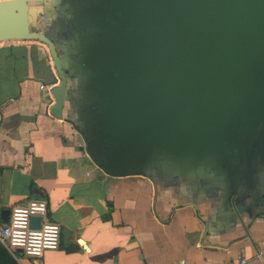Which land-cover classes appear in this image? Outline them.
I'll list each match as a JSON object with an SVG mask.
<instances>
[{
    "label": "crops",
    "instance_id": "crops-1",
    "mask_svg": "<svg viewBox=\"0 0 264 264\" xmlns=\"http://www.w3.org/2000/svg\"><path fill=\"white\" fill-rule=\"evenodd\" d=\"M58 4L30 10L33 30L60 55L61 118L50 113L59 81L45 46L0 42V213L38 193L59 227L56 250L36 260L14 252L16 264H235L258 252L264 260V128L246 150L238 133L219 139L221 149L157 148L105 173L84 150L86 139L95 158L103 152L93 54L74 51L88 39L75 41Z\"/></svg>",
    "mask_w": 264,
    "mask_h": 264
},
{
    "label": "water",
    "instance_id": "water-1",
    "mask_svg": "<svg viewBox=\"0 0 264 264\" xmlns=\"http://www.w3.org/2000/svg\"><path fill=\"white\" fill-rule=\"evenodd\" d=\"M42 2L0 1V42L34 40L47 48L59 81L50 113L61 118L66 78L60 55L52 39L33 30L30 8ZM113 3L117 25L111 29L120 38L99 34L102 44L91 61L104 99L98 135L107 144L96 158L86 139L84 147L101 170L111 175V164L137 163L172 145L221 149L219 139L235 134L234 124L246 137L264 125V0ZM8 213L1 211L2 221ZM39 221L31 218L30 225L38 228Z\"/></svg>",
    "mask_w": 264,
    "mask_h": 264
},
{
    "label": "built area",
    "instance_id": "built-area-1",
    "mask_svg": "<svg viewBox=\"0 0 264 264\" xmlns=\"http://www.w3.org/2000/svg\"><path fill=\"white\" fill-rule=\"evenodd\" d=\"M42 89V87H40ZM31 218H39V227L30 225ZM59 227L46 219V203L32 197L24 205L9 210L7 220L0 221V245L14 258L20 252L25 258L39 259L43 252L58 248ZM263 253L258 252L252 261L243 256L235 264H264Z\"/></svg>",
    "mask_w": 264,
    "mask_h": 264
},
{
    "label": "flooded vegetation",
    "instance_id": "flooded-vegetation-1",
    "mask_svg": "<svg viewBox=\"0 0 264 264\" xmlns=\"http://www.w3.org/2000/svg\"><path fill=\"white\" fill-rule=\"evenodd\" d=\"M66 1L68 3L67 4L68 6L65 9L69 13L65 14L64 20L66 21L67 24H70L71 27L69 29H72L74 30L75 33L80 34V38H81V34L84 36L89 35L90 37L99 36V34L101 33L107 35V33L111 30L112 26L115 25V23L111 20L110 17V13L114 12L115 11L114 8L116 7L115 4L113 3V0H66ZM54 14L55 15L53 17H55V20L53 19V21H51L50 27L57 26L60 18L57 12H55ZM82 18H84V20ZM96 23L99 24V26H97ZM103 105L104 102L100 100L97 106V111L101 110L103 108ZM263 126L264 125L258 123L256 125V132H260L264 128ZM232 130L235 134L241 133L239 131L238 126H236V124L233 125ZM251 137L252 136L245 137V139L247 140L246 146L249 143L248 141L251 139ZM101 144L103 148L104 146H106L107 143L106 141L101 140Z\"/></svg>",
    "mask_w": 264,
    "mask_h": 264
},
{
    "label": "rangeland",
    "instance_id": "rangeland-1",
    "mask_svg": "<svg viewBox=\"0 0 264 264\" xmlns=\"http://www.w3.org/2000/svg\"><path fill=\"white\" fill-rule=\"evenodd\" d=\"M119 13V12H118ZM115 15H118V14H115ZM85 18V17H84ZM84 18H82L83 20H84ZM86 20H87V18H86ZM87 22V21H86ZM94 23V22H93ZM98 23V22H97ZM96 23V25L97 26H99V24H97ZM84 24V23H83ZM88 24V23H87ZM86 25V24H85ZM115 25H117L116 24V21H115ZM67 26H69V28L71 27L70 26V24H67ZM86 28H87V26H86ZM102 34V33H101ZM107 36H109V37H106V39L107 38H109V40L110 39H115V40H118L119 38H120V36H119V34H118V32L117 33H114L113 31H112V29L109 31V33L107 34ZM48 37H50V39L52 38L51 36H48ZM86 38L88 39V42H87V45H83L82 46V48L80 49V48H77V50H76V47H75V49H74V51H81V53H82V49L84 50L85 49V52L86 53H91V54H93V51H95V50H97L98 49V47H100V43L102 44V42L100 41L101 40V37H99V36H92V37H90L89 35H86V36H84V35H82L81 34V39H80V41H85L86 40ZM92 38H93V40H92ZM53 39V38H52ZM83 44V43H82ZM46 48V47H45ZM46 50H47V48H46ZM48 52V51H47ZM61 54V53H60ZM49 55V54H48ZM62 55V54H61ZM86 71H91V70H88V69H86ZM115 77V76H114ZM98 82V81H97ZM102 84L101 85V89L103 90V84H105V80L104 79H102L100 82H98V84ZM96 86V90L97 91H99V87H98V85H95ZM5 250V249H4ZM14 254V253H13ZM14 259V258H13Z\"/></svg>",
    "mask_w": 264,
    "mask_h": 264
},
{
    "label": "trees",
    "instance_id": "trees-1",
    "mask_svg": "<svg viewBox=\"0 0 264 264\" xmlns=\"http://www.w3.org/2000/svg\"><path fill=\"white\" fill-rule=\"evenodd\" d=\"M60 7L61 6H68L67 1L66 0H58ZM39 5V4H36ZM34 5H31V7H33ZM58 13V12H57ZM53 16H50L49 18L46 19L45 24L47 23L48 25H50L51 21H53ZM50 38V37H49ZM75 41H79L80 38V34L75 33V37H74ZM0 264H16L15 260L10 256V254L4 250V248L0 245Z\"/></svg>",
    "mask_w": 264,
    "mask_h": 264
}]
</instances>
